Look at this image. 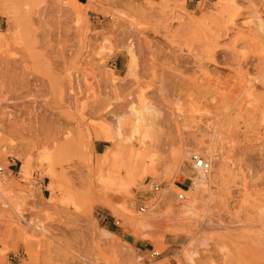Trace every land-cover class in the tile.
I'll return each mask as SVG.
<instances>
[{
	"label": "rangeland",
	"instance_id": "rangeland-1",
	"mask_svg": "<svg viewBox=\"0 0 264 264\" xmlns=\"http://www.w3.org/2000/svg\"><path fill=\"white\" fill-rule=\"evenodd\" d=\"M258 19L264 0H0V264H189L193 236L194 264H264ZM132 105L159 124L143 141ZM195 157L213 183L172 214Z\"/></svg>",
	"mask_w": 264,
	"mask_h": 264
},
{
	"label": "bare ground",
	"instance_id": "bare-ground-1",
	"mask_svg": "<svg viewBox=\"0 0 264 264\" xmlns=\"http://www.w3.org/2000/svg\"><path fill=\"white\" fill-rule=\"evenodd\" d=\"M258 24H259V28L260 29H262V28H264L263 27V21L261 20V19H258ZM261 32H263L264 31V29H262V30H260ZM131 109H130V111L129 112H131V114H130V117H132L131 115H133L134 116V119L133 118H131V119H133V120H131L132 122L134 121V126L133 125H131V126H133V133H140L141 131H146L147 130V132H142V133H145V134H141V136H143V137H140V139L141 138H143L141 141H143L144 140V137L146 136V134L150 131L151 132V130H153L154 128H157L158 127V125H157V122H156V118L153 116L154 115V113H151V107L150 106H148V105H144V106H142L141 108H135V107H133V105L130 107ZM153 111V110H152ZM160 112V111H159ZM157 113V112H156ZM161 113V112H160ZM160 113H158V114H160ZM157 114V115H158ZM160 117H161V114L159 115ZM125 117V116H124ZM156 117H158V116H156ZM162 119V118H161ZM174 119V118H173ZM177 120V119H176ZM159 121H160V119H159ZM162 121V120H161ZM160 121V122H161ZM165 121V120H164ZM123 122V121H122ZM131 123V122H130ZM163 123V122H162ZM118 125H119V127H118V130H117V137L119 138V139H122V141H131L132 140V138L130 137L131 135H129L128 137H127V134H128V131H127V133H126V135H122V133H121V126L123 125L122 123H121V120H119L118 121ZM117 125V126H118ZM126 125H127V123H126ZM164 125V124H163ZM125 126V125H124ZM123 127V126H122ZM132 129H131V131H132ZM125 130V129H124ZM149 130V131H148ZM116 131V130H115ZM125 134V133H124ZM111 135H113V134H110V136H104L103 138H104V140L105 141H107V142H109V143H111L112 142V140H113V138L111 137ZM124 136H126V137H124ZM140 136V135H139ZM102 137V136H101ZM115 137V136H114ZM116 137V138H117ZM102 138V139H103ZM116 138H115V140H116ZM145 139H147V138H145ZM134 140V139H133ZM138 140V139H137ZM136 140V142H138ZM114 141V140H113ZM119 141V140H118ZM140 141V142H141ZM122 143V142H121ZM142 143V142H141ZM119 144V143H118ZM138 144H140V143H138ZM116 145V144H115ZM140 145H142V144H140ZM145 145V144H144ZM124 146V145H123ZM122 146V147H123ZM119 147V146H118ZM124 147H126V146H124ZM131 147V146H130ZM143 147V146H142ZM145 147V146H144ZM143 147V148H144ZM148 147V146H147ZM119 149V148H118ZM121 149H123V148H121ZM125 149V148H124ZM123 149V150H124ZM132 149H133V147H132ZM138 149V148H137ZM135 150V149H134ZM142 150V149H141ZM139 151V150H138ZM1 152H2V150H1ZM121 152H122V150H121ZM145 151H143V153H144ZM130 153H132V152H130ZM135 154H136V151L134 152ZM138 153H140V152H138ZM146 153H149L148 151H146ZM146 153L145 154H143V156H145L146 155ZM116 154H117V148H116V146L115 147H111L110 149H107L106 151H105V154H104V156H105V158L108 160V159H112L113 157H115L116 156ZM123 155H124V157H125V153H122ZM150 154H153V153H150ZM149 154V155H150ZM121 155V154H120ZM129 155H131V154H129ZM134 156V158L133 159H136L135 158V156L136 155H133ZM138 156V155H137ZM143 156H138V157H140V158H142ZM148 156V155H147ZM14 157L16 158V159H20V157H18V156H16V155H14ZM117 157H119L120 158V156H117ZM121 157H122V155H121ZM131 157V156H130ZM130 157H128V160H130L131 161V159H132V157L130 158ZM152 158H153V156H152ZM151 158V159H152ZM122 159H124L123 157H122ZM142 159H146L145 157L144 158H142ZM150 159V160H151ZM137 160V159H136ZM148 160V159H147ZM125 161H127V160H125ZM135 161V160H134ZM146 161V160H145ZM152 161H154V160H152ZM221 161L222 160H219L218 162L219 163H221ZM140 162H142V161H140ZM127 163V162H126ZM131 163H134V162H131ZM149 163V162H148ZM151 163H153V162H151ZM128 164H129V162H128ZM127 164V165H128ZM135 164H137L136 162H135ZM127 165H125L124 166V168H126V166ZM131 165H133V164H131ZM131 165H128L127 166V168H129ZM142 165H144L145 166V163L144 164H142ZM144 166H143V169H144ZM194 166V165H193ZM223 166H225V165H223ZM223 166H221V168H223ZM135 167V166H134ZM104 168V167H103ZM137 168V167H136ZM138 169V168H137ZM152 165L149 163V164H147L146 165V167H145V171H147V173L151 176L152 175ZM197 169V168H196ZM211 169V168H210ZM126 170L128 171V172H126ZM125 170V172H126V175L128 176V174L127 173H130V174H134L133 173V171H132V173L131 172H129L130 170H128V169H126ZM198 170V175H197V177H195V178H193V180H192V183H191V185H190V188H189V190L188 191H186V194H187V196L190 198V200L189 201H187L186 202V204H184L183 206H181L180 207V209H174V210H172L171 211V213L172 214H177L178 216H180L179 214H184V213H189V214H191L192 216H197L198 215V213H200L199 212V202H198V199H197V196H198V194H199V192L201 191V190H204V189H207V188H209L210 186H211V184L213 183V179H214V174H212L211 172H207V173H204L203 171H201L200 169H197ZM101 171V170H100ZM100 171H98L97 170V172H98V174H99V172ZM211 171V170H210ZM222 171V170H221ZM135 172V171H134ZM137 173V172H136ZM135 173V174H136ZM141 173V172H140ZM154 173V172H153ZM99 175H101V174H99ZM98 175V176H99ZM105 175V174H104ZM126 176V177H127ZM135 176V175H134ZM138 176V175H137ZM100 177H106V176H100ZM130 177V176H129ZM129 177H127L128 178V180L130 179ZM139 177V176H138ZM145 177V176H144ZM135 178V177H134ZM131 179H133V178H131ZM130 179V180H131ZM99 180V179H98ZM127 180V181H128ZM129 180V181H130ZM2 181V180H1ZM100 181H102V180H100ZM99 181V182H100ZM132 181V180H131ZM124 183L126 182V181H123ZM103 183V185H104V183L105 182H102ZM126 184V183H125ZM127 184H129V183H127ZM131 184H132V182H131ZM108 185H110V183L108 182ZM123 185V184H122ZM105 187V186H104ZM108 187H110V186H107V187H105V188H108ZM126 187H127V185H126ZM126 187H125V189H126ZM124 188V187H123ZM116 204H118V202L116 201V199L115 198H112L110 201H108L107 203H106V206H108V207H114ZM188 215V214H187ZM209 219V218H208ZM208 219H206V220H208ZM209 221H210V219H209ZM191 222V221H190ZM211 222H214V221H211ZM201 223H202V220H201ZM213 225V224H212ZM217 226H219V225H217ZM40 229V228H39ZM104 232V234L107 236V238H108V236H112L113 235V233H111V232H108V231H106V230H104L103 231ZM190 232V231H189ZM172 233H177V232H174V231H172ZM196 233V232H195ZM212 235V234H211ZM187 236V235H186ZM188 237V236H187ZM200 237V236H199ZM199 237L197 238V237H195V236H193V237H191L190 238V240L189 241H187V243L186 244H184V246H183V251H184V254H185V252L187 253V254H189L188 256L187 255H184V256H186L188 259H189V264H194V262H193V260H192V256H190L191 255V253H189V251H190V249H192V248H194L195 249V245L199 242ZM110 238V237H109ZM112 238V237H111ZM204 242V241H203ZM203 245H206V243H203ZM201 246H202V243H201ZM204 247V246H203ZM133 251V250H132ZM196 255V253L193 255V257ZM209 255V254H208ZM207 255V256H208ZM218 255H219V263L218 264H249L250 262L249 261H246V260H244V259H242V258H240V257H238L237 255H235V253L232 251V250H230L228 247H226V246H223V245H221V246H219V249H218ZM138 258V257H137ZM210 259V258H209ZM136 263V262H135ZM158 264H166L165 262H163V263H158Z\"/></svg>",
	"mask_w": 264,
	"mask_h": 264
},
{
	"label": "built area",
	"instance_id": "built-area-1",
	"mask_svg": "<svg viewBox=\"0 0 264 264\" xmlns=\"http://www.w3.org/2000/svg\"><path fill=\"white\" fill-rule=\"evenodd\" d=\"M194 167L197 169H200L201 171H203L204 173L209 172L210 168H211V164L210 162H208L207 160H205L204 158L201 157H195L194 158ZM2 170V168H0V171ZM147 185L149 186V190L151 191H157L159 185L156 182H148ZM176 199L179 202H183L186 199V196L184 195V190L181 191V193L177 194ZM141 211H144L143 208H141ZM159 253L158 252H154L152 254V256H158Z\"/></svg>",
	"mask_w": 264,
	"mask_h": 264
},
{
	"label": "crops",
	"instance_id": "crops-1",
	"mask_svg": "<svg viewBox=\"0 0 264 264\" xmlns=\"http://www.w3.org/2000/svg\"><path fill=\"white\" fill-rule=\"evenodd\" d=\"M101 204V203H100ZM101 205H103V204H101ZM105 208H107L109 211H111L108 207H106L105 205H103ZM106 231H108V232H111V231H109V230H106ZM111 233H113V232H111ZM114 234V233H113Z\"/></svg>",
	"mask_w": 264,
	"mask_h": 264
}]
</instances>
